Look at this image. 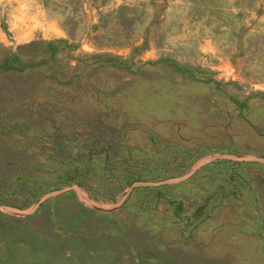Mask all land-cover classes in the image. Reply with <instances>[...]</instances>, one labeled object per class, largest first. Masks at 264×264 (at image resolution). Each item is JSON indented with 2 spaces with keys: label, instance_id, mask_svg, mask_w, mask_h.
<instances>
[{
  "label": "rangeland",
  "instance_id": "obj_1",
  "mask_svg": "<svg viewBox=\"0 0 264 264\" xmlns=\"http://www.w3.org/2000/svg\"><path fill=\"white\" fill-rule=\"evenodd\" d=\"M0 264H264V0H0Z\"/></svg>",
  "mask_w": 264,
  "mask_h": 264
}]
</instances>
